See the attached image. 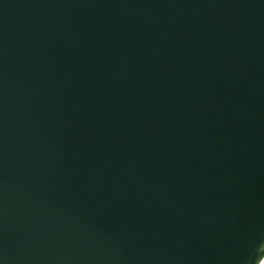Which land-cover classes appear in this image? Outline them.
I'll list each match as a JSON object with an SVG mask.
<instances>
[{
    "label": "water",
    "instance_id": "1",
    "mask_svg": "<svg viewBox=\"0 0 264 264\" xmlns=\"http://www.w3.org/2000/svg\"><path fill=\"white\" fill-rule=\"evenodd\" d=\"M264 0H0V264H261Z\"/></svg>",
    "mask_w": 264,
    "mask_h": 264
},
{
    "label": "built area",
    "instance_id": "2",
    "mask_svg": "<svg viewBox=\"0 0 264 264\" xmlns=\"http://www.w3.org/2000/svg\"><path fill=\"white\" fill-rule=\"evenodd\" d=\"M263 263H261V264H264V260L262 261Z\"/></svg>",
    "mask_w": 264,
    "mask_h": 264
},
{
    "label": "bare ground",
    "instance_id": "3",
    "mask_svg": "<svg viewBox=\"0 0 264 264\" xmlns=\"http://www.w3.org/2000/svg\"><path fill=\"white\" fill-rule=\"evenodd\" d=\"M263 263V262H262Z\"/></svg>",
    "mask_w": 264,
    "mask_h": 264
}]
</instances>
